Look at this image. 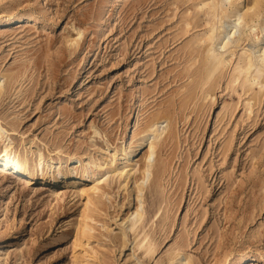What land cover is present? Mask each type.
<instances>
[{
    "label": "rangeland",
    "instance_id": "obj_1",
    "mask_svg": "<svg viewBox=\"0 0 264 264\" xmlns=\"http://www.w3.org/2000/svg\"><path fill=\"white\" fill-rule=\"evenodd\" d=\"M210 3L0 0V154L26 158L35 177L0 173V264H169L177 253L264 264V65L252 86L234 78L242 48L264 44V0L242 34L216 42L211 60L225 63L206 79L212 26L228 31L254 0H224L218 18ZM142 138L137 172L93 194L94 230L79 236L83 199L56 197V182L39 190L38 158L90 184Z\"/></svg>",
    "mask_w": 264,
    "mask_h": 264
},
{
    "label": "bare ground",
    "instance_id": "obj_2",
    "mask_svg": "<svg viewBox=\"0 0 264 264\" xmlns=\"http://www.w3.org/2000/svg\"><path fill=\"white\" fill-rule=\"evenodd\" d=\"M210 1H211V3L207 4V5H208L209 9L212 11V15L214 18H218V17L225 14L226 8H224L222 5L224 0H210ZM226 1L227 0H225V2ZM228 1L231 4V2L233 0H228ZM261 2H262V0H254L253 5L250 8H248L244 13L241 12V13H238L237 15H235L236 18H235V20L233 19L234 21L229 26L228 31H220V29H223V25H224V23L222 24V21H221L219 26H215V25L212 26V30L215 27L216 31H215V33H212L211 35L208 36V40H209L211 47L208 50V55H206L207 56L206 60L207 61L209 60V63H208L207 69H206V79H209L211 77V75L214 73V71L219 69V67H221L225 63L224 59L226 57L223 59L222 54L215 55V57L211 60V57L214 54L213 48H214V46H216V42L220 41L217 44V46L219 45L218 46L219 50L224 49L227 46V44L230 42V39H235L236 34H242L243 27L247 26L248 19H252L254 16L258 17L259 14L256 13V9H258L259 5L261 6ZM11 19H14V17ZM229 22H231V21H229ZM255 24H257V23H255ZM226 25H228V24H226ZM249 29H250V31H252V33L255 32L253 26L249 27ZM262 32L264 33V27L262 28ZM239 40H237L236 43L241 41V40L240 41ZM246 41H247V39H246ZM242 50H243L242 54L244 57H240L239 58L240 60L237 62L236 66H235L234 72L236 74H235L234 78H235V80H238L239 75L244 73V75H245L244 76V82L247 81V83L249 82L248 84L250 86H252L256 80V76H252V72L255 70V73L257 75V73H260V69H261L259 66L264 65V44L262 45V47L259 50L254 51V52H251L250 50L243 49V48H242ZM258 75H260V74H258ZM153 126L154 125H152L151 127H153ZM157 132H156V134H157ZM6 135H7V130L0 124V136H6ZM144 142H145V139L142 138L141 141L134 147V149L132 151H123L121 160L124 161V163H123V166L121 168H115L112 171L107 172L106 174H104V176H102L97 181L91 180L92 182L90 184H85L86 180L84 177H82V179H76V173L73 170H70L68 173H65V171L63 172V170H62L63 164H64L63 162H60L59 166L56 167L57 168L56 171H53V169H52V165H53L52 161H48L46 166L44 167L43 166V162H44L43 158H42V156H40V158H38L39 159L38 163H35V166H34L38 169V172L40 175V179H39L40 186L39 187H42V188L39 190H46V188L50 182H56L54 184V186H52L54 188L53 193L56 197L62 198V197H65L66 194H70V193L71 194L72 193L78 194V196L83 199L84 207H83V211H82V217H81V220L79 221L80 223H79L78 228H77V232H78L79 236H81L85 239H88L91 235V232L94 230L93 227L90 225L89 221L92 222V213H93V210L97 204V201L94 199L93 194L102 193V191H103L102 185L103 184L107 185L114 178L121 179L122 177L128 178V177L135 175V173L137 172V170H136L137 163L135 165H132L131 161L134 158H138L139 154L141 153V151H139V150L143 147ZM154 149H155V143L149 141V143H148V157L146 156L148 159L151 157V155H153ZM138 152H140V153H138ZM144 165H145V170H143V173H142L143 178H144V172H148L149 169L151 170L152 163H150V159L147 162L145 161ZM0 173H8V174H12L15 176L17 175L18 181L25 183L26 185L31 184L32 180L35 178V177L33 178L34 173L30 172V170H29V163L26 160V158L21 160L18 157V155H16V152L13 151L12 149L10 150L7 146H5L4 151L2 152V154H0ZM84 174H86V173L84 172ZM104 177H106V178L104 179ZM59 179L61 180V182L57 183V181ZM135 182H137V181H135ZM135 187L137 188L138 191H142V187L140 186V184L136 183ZM131 216L133 217V219H130ZM142 216L143 215H142L141 211H139L138 209H136L134 212H132L128 216L127 219L131 220V222H130L131 223L130 224L131 230H133L135 225H137V223L142 219ZM81 242H82V240H81ZM85 242H86V240H85ZM78 246H80V245H78ZM137 248L138 249L143 248L144 253L146 255L153 254V252H154V249L152 248L151 245L142 246V245L138 244ZM83 257H84V255H83ZM84 259H86V258H84ZM168 262H169V264H191L190 261L188 259H186L181 253H177L176 255L175 254L171 255ZM231 264H263V263L260 261L247 260V257H246V258L241 259V260L233 261Z\"/></svg>",
    "mask_w": 264,
    "mask_h": 264
}]
</instances>
